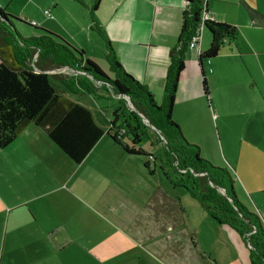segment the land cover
Wrapping results in <instances>:
<instances>
[{
    "label": "crops",
    "instance_id": "0c3cea01",
    "mask_svg": "<svg viewBox=\"0 0 264 264\" xmlns=\"http://www.w3.org/2000/svg\"><path fill=\"white\" fill-rule=\"evenodd\" d=\"M254 1L207 3L211 18L237 27L240 56L243 49L261 46L254 27ZM96 9L93 21L86 20L80 33L91 40L94 32L99 33L93 27L102 29L125 70L162 103L185 0H100ZM55 13L59 15L56 7ZM204 39L203 32L196 55L190 53L187 63L185 57L172 110L173 120L195 143H200L198 137L208 131L214 116L205 98V66L199 63V54L208 49L209 33L205 43ZM75 45L101 67L80 38ZM104 57L106 60L105 54ZM65 69L72 75L80 74L60 68L69 73ZM212 73L215 75L216 70ZM127 156L123 147L105 133L84 161L76 163L42 128L29 124L11 145L0 149V213H4L0 223V264H212L203 261L202 253L220 264L224 251L221 246L230 247V254L235 252L234 264H251L242 237L227 225L215 224L207 213L203 215L202 206H197L195 212L182 210L192 223L182 229L186 233L179 229L171 238L166 236L167 224L162 223L160 212L153 211L151 225L131 223L133 218L122 215L120 207L108 198L114 193L112 188L120 184L122 177L118 176L128 164ZM103 182L107 185L99 194L98 186ZM240 199L251 209L248 202ZM207 219L212 223V231L207 232L212 233L213 246L204 243L200 234L201 226L209 225H202Z\"/></svg>",
    "mask_w": 264,
    "mask_h": 264
},
{
    "label": "trees",
    "instance_id": "16d2710c",
    "mask_svg": "<svg viewBox=\"0 0 264 264\" xmlns=\"http://www.w3.org/2000/svg\"><path fill=\"white\" fill-rule=\"evenodd\" d=\"M207 3L208 0H185L178 44L171 51L160 104L145 84L125 70L111 41L98 26L112 75L86 56L83 49L48 30L22 36L13 26L12 18L16 17L0 6V149L7 148L29 124H34L76 163L84 161L105 133L128 154H149L139 146L149 129L146 118L156 128L153 130L156 139L151 142L157 146L164 176L175 186L186 188L215 224L231 227L251 246V264H264V224L239 200L235 175L228 168L217 167L202 158L200 147L187 140L172 118L189 43L208 12ZM202 24L211 37L209 48L199 54L202 68L205 61L211 62L227 46L240 53L237 27L216 20H205ZM63 67L80 73L66 82L74 91L96 93L105 87L111 97L118 98L119 107L114 110L107 130L96 122L90 108L72 100L52 82L49 72ZM202 73L205 98L212 105L204 69ZM219 188L225 189L226 194Z\"/></svg>",
    "mask_w": 264,
    "mask_h": 264
},
{
    "label": "rangeland",
    "instance_id": "374dc122",
    "mask_svg": "<svg viewBox=\"0 0 264 264\" xmlns=\"http://www.w3.org/2000/svg\"><path fill=\"white\" fill-rule=\"evenodd\" d=\"M96 2L98 0H0V6L16 17L12 18L13 26L22 36L43 33L45 29L75 47L76 40L80 38L87 46V50H92L97 57L102 69L112 75L104 57L106 46L102 35L94 32L90 40L88 36L80 33L85 21L92 22L96 16L97 9H94ZM253 4L257 9L254 27L257 28L256 37L261 46H255L256 49L248 51L243 49V56L238 52L231 53L227 46L217 57L212 58L211 62H204L211 90L213 121L208 125V131H203L205 133L198 137L200 143H195L184 135L190 143L200 147L202 158L217 167L228 168L235 175L239 200L244 205L240 198L248 202L251 207V209L247 207L248 210L258 215L264 224V19H261V16H264V0H255ZM54 7L59 9V15L54 14ZM47 9L51 10L53 18L44 14V10ZM33 21L38 26L31 25ZM207 33L209 30H204V43L207 40ZM197 51L198 49L187 52L186 63L190 53L196 55ZM46 55L48 53H45ZM212 70H216L215 75ZM63 71L53 70L52 82L59 91L64 92L72 100L90 108L96 122L107 130L114 110L119 107L118 98L111 97L105 87H100L96 93L95 91L78 93L66 84L75 77L72 71L65 69L70 74ZM128 106L132 108L131 101H128ZM153 130L149 126L139 146L154 155H131L125 152L129 155L126 158L128 164L118 176L119 179L122 177L120 184L112 188L114 193L108 195V198H112V203L120 207L122 215L133 218L131 223L151 225L154 222L153 211L160 212L162 223L167 224L166 236L171 238L177 235L179 229L181 231L184 227L188 229L192 223L191 218L187 216L188 213L182 210L195 212V208L201 207V204L186 188L175 186L164 176L159 153H156L157 146L151 142L152 139H156ZM147 162L149 166H146ZM105 185L107 184L104 182L99 183V194ZM205 213L203 210V215ZM3 218L4 213H0V223ZM207 221L202 225L206 223L209 225L206 228L201 226L200 234L203 239L205 238L204 243L213 246L212 233L207 232L212 231V223L209 219ZM195 236L199 238L198 234ZM244 245L249 255L250 245L248 243L247 246ZM221 248L224 251L219 257L220 264H234L233 260L237 258L235 252L232 250L230 254V247ZM202 255L205 263L216 264L212 262L213 259L211 260L208 253Z\"/></svg>",
    "mask_w": 264,
    "mask_h": 264
},
{
    "label": "built area",
    "instance_id": "2783aa9c",
    "mask_svg": "<svg viewBox=\"0 0 264 264\" xmlns=\"http://www.w3.org/2000/svg\"><path fill=\"white\" fill-rule=\"evenodd\" d=\"M44 14H45L47 17H49V18H53V17H54L50 9L44 10ZM205 20H215V19H214V18H211V17L208 15V13H205V14H204V16H203L202 19H201V23H200V25L196 28V30H195V32H194V34H193V36H192V39H191V41H190V43H189V48H190V49H196V48H199V43H200V41H201L202 34H203V32H204V30H203L204 27H203V24H202V23H203ZM32 24L35 25V26H36V25L38 26V24H37L35 21H33Z\"/></svg>",
    "mask_w": 264,
    "mask_h": 264
},
{
    "label": "water",
    "instance_id": "95a60500",
    "mask_svg": "<svg viewBox=\"0 0 264 264\" xmlns=\"http://www.w3.org/2000/svg\"><path fill=\"white\" fill-rule=\"evenodd\" d=\"M67 68H69V67H67ZM71 69V68H70ZM56 70H60V69H56ZM76 71V70H75ZM76 72H79V71H76ZM133 107V106H132ZM144 118V117H143ZM144 120L148 123V125L150 126V127H152L154 130H156V128L146 119V118H144ZM219 190H221V192H223L224 194H226V190L225 189H223V188H219ZM251 247V246H250Z\"/></svg>",
    "mask_w": 264,
    "mask_h": 264
}]
</instances>
